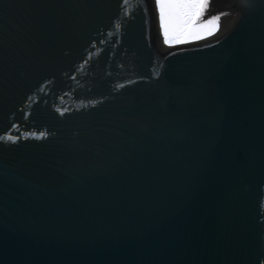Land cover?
<instances>
[{
    "label": "water",
    "instance_id": "obj_1",
    "mask_svg": "<svg viewBox=\"0 0 264 264\" xmlns=\"http://www.w3.org/2000/svg\"><path fill=\"white\" fill-rule=\"evenodd\" d=\"M170 3L0 0V264H264V0Z\"/></svg>",
    "mask_w": 264,
    "mask_h": 264
},
{
    "label": "snow or ice",
    "instance_id": "obj_2",
    "mask_svg": "<svg viewBox=\"0 0 264 264\" xmlns=\"http://www.w3.org/2000/svg\"><path fill=\"white\" fill-rule=\"evenodd\" d=\"M165 5L161 4V12L163 13ZM167 7H169L170 9H179V10H196L194 13H189L187 11L182 12V15H192L193 16V20L192 22H195V18H198L201 15V10L207 7V3L206 0H192V2H180V3H170L167 5ZM217 20H219V17L216 18ZM208 23H211V21H209ZM206 25H202V27H205ZM168 39V29L167 27H165V42H167ZM177 42H183L182 39L177 38ZM0 139H6L8 141H11L13 143L16 142L15 137L12 136H8L6 138H0Z\"/></svg>",
    "mask_w": 264,
    "mask_h": 264
},
{
    "label": "bare ground",
    "instance_id": "obj_3",
    "mask_svg": "<svg viewBox=\"0 0 264 264\" xmlns=\"http://www.w3.org/2000/svg\"><path fill=\"white\" fill-rule=\"evenodd\" d=\"M175 3H180V0H174ZM177 11L179 12V16H180V20L181 22H183V28H184V31L185 30H196V29H207V28H211L212 27V23H202V24H199L197 23L196 21L193 23L192 20H193V17L191 19H187L185 18L184 16L185 15H182V11L177 9ZM202 25H206L205 27H202Z\"/></svg>",
    "mask_w": 264,
    "mask_h": 264
},
{
    "label": "rangeland",
    "instance_id": "obj_4",
    "mask_svg": "<svg viewBox=\"0 0 264 264\" xmlns=\"http://www.w3.org/2000/svg\"><path fill=\"white\" fill-rule=\"evenodd\" d=\"M180 2H192V0H180ZM181 11L182 12L187 11L189 13H194L196 10L192 9V10H181ZM184 17L187 19H191L193 16L192 15H187V16L185 15ZM182 24H183V22H182Z\"/></svg>",
    "mask_w": 264,
    "mask_h": 264
}]
</instances>
